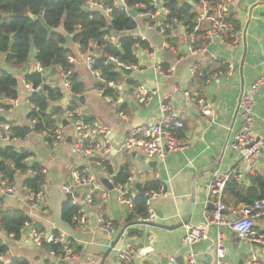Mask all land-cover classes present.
I'll list each match as a JSON object with an SVG mask.
<instances>
[{"label": "crops", "instance_id": "obj_1", "mask_svg": "<svg viewBox=\"0 0 264 264\" xmlns=\"http://www.w3.org/2000/svg\"><path fill=\"white\" fill-rule=\"evenodd\" d=\"M224 9L227 15L238 22L244 34L235 45L206 34L207 42L201 45L203 51L196 54L191 53V42L182 26H174L164 35L158 29L146 30L145 21L138 19L140 29L149 38L151 50L136 46L137 68L129 75L121 71L123 77L134 80L135 86L131 87L125 82L116 83L115 100L102 94V90L98 88L101 85L96 82L98 79L87 69L75 43L70 44L71 54L76 58V62L72 64L73 71L84 83V91L80 94L85 96V103L82 105L76 102L77 106L74 108L92 117L94 127L106 126L111 130L112 148L102 155L90 151L77 153L73 150L79 138L71 122L67 121L65 126L57 122L54 134L59 131L61 137L51 143L42 132L34 131L28 118L30 108L27 104L32 91L27 85L30 83L25 81V74L35 70V50L31 48L27 63L20 67L6 62L4 54L0 55V70L10 72L17 82V96L14 98L17 104L14 105L7 98L2 102L8 107H0V119L6 121L0 122V147L11 145L31 152L26 160L29 167L26 172L8 166L13 170L9 180L0 173V207L20 209L33 221L31 227L22 230L18 239H13L0 230V239L7 245L6 252L1 256L3 263L17 259L25 260L28 264H43L47 260L58 264L56 256H52L46 246L36 247L32 244V232L38 230L63 235L69 241L70 251L75 257L65 260L64 264H99L122 226L139 220H129L130 208L118 200V191L124 186L113 184L114 190L109 191L98 182L101 176L112 181V175L101 165L102 160L108 161L114 172L126 165L131 179L129 189L136 194L137 190L132 186L134 182H140L143 188L147 180H157L160 189L163 185L166 187L165 193L161 192L151 201V209L155 213L152 220L154 223L178 225L185 220L194 204L189 224L173 229L146 224L129 226L103 264H119L118 258L117 262L112 260V253L117 254L123 249L131 250L132 264H165L171 257H182L180 264H187L191 252L196 264H215L217 230L225 236V261L228 264H245L251 255L264 260V243L245 241L225 225L218 228L210 226L207 237L199 245L192 247L184 242L187 229L203 223L213 208L208 201L207 190V183L213 172L233 171L244 174V186L252 184L246 176L250 171L249 166H252L250 173L253 179L255 175L264 177V83L252 94V135L259 141L252 165L241 160L239 153L229 148L234 134L240 128L238 99L261 75L264 68V0H233ZM198 10H201V6ZM135 33L134 28L125 32L131 37ZM112 35L115 45H118L117 35ZM243 56L244 62L241 65ZM229 64L233 66V71L227 75L222 68ZM26 65L27 72L24 71ZM172 66L174 69L167 71ZM193 66L195 74L190 73ZM51 68L44 69L42 76L48 84L63 91V97L57 104L66 109L73 94L63 86L59 67L56 66L54 74L50 72ZM184 91L189 92L191 97L185 98ZM194 97L201 98L202 103L207 102V105L203 106L193 100ZM161 100L169 104V115L183 122V127L178 130V137L185 142L186 147L182 151H169L163 161L149 158L156 161L155 166L151 167L130 155L135 150L125 152L120 146L133 130L158 122L162 116L159 107ZM84 108L88 111L85 112ZM203 109H208L209 114H204ZM9 124L22 126L25 135L10 139ZM97 139L95 128H91L89 135H85L86 143ZM34 163L39 165L38 169L31 168ZM33 170L43 176V199L35 208L29 206L25 199L29 191L25 180L32 177ZM41 170L45 172L42 173ZM73 171L80 176L84 174L83 177L91 176L99 185L93 193V204L84 226L61 219V207L68 199L61 187L72 180ZM6 187H10V191ZM86 188H78L79 199L83 197ZM224 194L227 206L244 205L229 199L225 191ZM223 215L231 219L229 211L223 212ZM99 220L111 223L112 232L104 231ZM254 229L264 240L263 218L255 221Z\"/></svg>", "mask_w": 264, "mask_h": 264}, {"label": "trees", "instance_id": "obj_2", "mask_svg": "<svg viewBox=\"0 0 264 264\" xmlns=\"http://www.w3.org/2000/svg\"><path fill=\"white\" fill-rule=\"evenodd\" d=\"M88 0H0V55L4 54L5 61L18 67L27 63L31 48L35 50V61L39 63L42 69H49L56 62L64 72L68 73L70 82V93L80 94L84 91V83L73 71V65L67 61V55L72 53L71 43H78L82 51L89 50L97 53L93 57L92 68L101 73L105 82L114 83L125 82L131 87L135 86L134 80L130 77H123L122 72L118 71L113 64H104V57L114 56L119 61L126 64L136 65L138 54L135 47L151 50L147 42L136 40L126 35L127 30L135 28V20L128 17L122 10L112 6V0H102L112 10L109 17H106L101 11L87 10L84 6ZM168 13L165 15V21L171 23L176 19L183 25H187L190 31L196 21L200 10L202 0H159ZM210 5H216L220 0H205ZM127 6L135 7L137 4H144L146 8H151L150 0H125ZM45 25L37 19L41 14ZM234 29L240 26L232 16H225ZM110 26V28H109ZM172 27V25H171ZM200 28L196 32V39L192 42L193 47H201L207 42L206 32ZM169 30L166 31L168 34ZM109 34L117 35L118 45L112 44L105 37ZM70 37L68 40L67 37ZM227 40H231L227 38ZM227 67V66H226ZM226 68H222V70ZM224 70V71H225ZM25 81L30 83L33 88L39 87L37 91L30 92L28 101L34 105L29 110L28 118L34 120L33 130L37 132H46V140L52 142L55 129L57 128V118H59L64 109L57 102L63 97V91L59 87H53L45 81L42 74L36 70L25 74ZM17 82L15 77L6 70H0V107L5 106L3 99L15 98L17 96ZM102 94L115 100L117 90L103 83L98 86ZM41 91L45 98L40 94ZM77 103L69 99L68 107L74 108ZM86 122H92L93 118L83 114ZM1 123H6L0 119ZM9 137H23L24 128L18 125L9 124ZM178 130L175 134L178 136ZM1 134V128H0ZM31 156V152L25 149H16L11 145L0 147V173L3 178L8 180L12 174L7 171V167L14 170L26 172L29 168L26 160ZM101 165L105 171L112 175L114 185L124 186L129 182V171L126 165L120 167L116 172L113 171L108 161L102 160ZM31 168L38 169L39 165L34 163ZM84 174H81L83 176ZM43 182L42 174H36L25 180V186L29 190L37 191ZM160 183L157 180H147L143 184L144 193L158 191ZM225 193L228 198L236 203L250 205L255 200L264 197V177L255 175L254 182L247 186H239L235 180L226 183ZM225 194L223 196L224 199ZM1 201V200H0ZM79 205L72 204L66 199L61 207V219L68 223L77 224ZM129 220L144 218L147 214L145 198L143 196H134L132 198V207L129 211ZM29 217L20 209L3 208L0 210V230L13 239H18L22 230L25 228V222ZM55 255H62L61 244H45ZM7 250V245L0 239V256ZM12 264H28L25 260L13 259ZM0 264H4L0 261ZM43 264H54L51 260Z\"/></svg>", "mask_w": 264, "mask_h": 264}, {"label": "built area", "instance_id": "obj_3", "mask_svg": "<svg viewBox=\"0 0 264 264\" xmlns=\"http://www.w3.org/2000/svg\"><path fill=\"white\" fill-rule=\"evenodd\" d=\"M233 0H220L216 5H210L207 1L202 0L201 10L196 17V21L192 26L191 30H187V25H183L176 19L171 20V23L165 21V15L168 13V9L162 6L159 0H150L151 8H146L142 3L137 4L135 7L127 6L125 0H112V6L122 10L128 17L135 20V34L133 38L136 40L149 42V38L146 34L140 29L138 19L145 21L146 30H159L162 34L166 35V31L170 30L177 25H180L184 28L185 34L189 37L191 46L189 49L192 54L199 53L203 51L202 47H193L192 42L196 39V32L200 28H204L208 36H215L222 41H226L230 44H237L240 40V37L243 35V30L241 28L234 29L228 22L225 21L226 12L224 7L227 6ZM112 6H109L102 0H88L85 3V8L87 10H98L101 11L106 17L110 16ZM136 8L135 17H131L129 14V9ZM43 10H41V15ZM172 25V27H171ZM208 26V29H206ZM168 32V33H169ZM108 41L116 44L114 42L115 38L112 34H109L105 37ZM230 38L231 40H227ZM150 45V44H149ZM151 47V46H150ZM75 48L78 50L80 56L83 58L84 63L89 69V71L95 76L96 79L100 80L102 83H107L108 86L112 88H117V84L105 80L101 77V73L98 70L92 68L93 57L97 53H92L89 50L82 51L78 43H75ZM104 64H113L118 71L121 72V67L136 69L134 64H126L119 61L114 56H106L103 58ZM67 61L70 64L76 62V58L72 54L67 55ZM174 67H170L167 71L171 72ZM35 70L41 74L44 69L39 65L38 62L35 63ZM60 74L62 76L63 86L70 90V82L68 79V73L64 72L60 67ZM233 71V66L229 64L226 67L225 73L229 75ZM191 74H195L194 66L190 69ZM264 83V68L261 75L249 86V88L243 91L238 99V114L240 117V128L234 134L233 139L229 145V148L235 152H238L241 160H244L248 164L252 165L253 159L258 152L259 141L252 135V122H253V113H252V94L255 92L258 87ZM30 87L31 91H37L39 87L33 88L31 84H27ZM185 98H190L191 95L189 92L184 91ZM14 105L17 104V101L14 98H8ZM193 100H197L199 103H202L201 98L194 97ZM27 104L30 109L34 108V105L27 100ZM159 107L162 111V116L157 123L145 126L142 128H137L133 130L125 139L122 145L120 146L121 150H135L144 156L161 160L163 161L169 151H182L185 149L186 144L183 142L176 134L177 129L183 127V122L172 118L169 115L170 106L164 100H161ZM204 114H209L208 109H203ZM83 113L78 108H69L64 109L61 119H65L68 122H71L75 131L76 136L79 138V141L74 146V151L77 153L83 152H96L100 155L108 153L112 148L110 134V128L106 126L96 125L92 122H86L83 119ZM31 123L34 120H30ZM91 128H95L97 131L98 139L90 142H85V135H89ZM7 129V128H5ZM46 135L45 131H42ZM61 133L56 131L54 134L53 141L59 140ZM252 166H249L251 171ZM18 171V170H17ZM249 171V172H250ZM42 173L45 170H41ZM38 174L37 171H31V176ZM72 180L62 185V191L64 194L69 195V200L72 204L79 205L78 216H76L77 225L84 226L88 222V211L87 208H91L93 204V193L98 188V183L95 182V179L91 176H80L78 172H72ZM235 180L240 186L245 185V176L244 174L225 171V172H213L210 176V179L207 183V190L209 199L208 201L213 205V208L209 214L206 215L203 223L196 226H190L187 229V232L184 236V242L188 245H192L198 241H202L207 237V231L210 226H216L217 228L221 225H225L229 230L235 232L240 238L248 242H257L264 243V240L261 238L255 228V221L259 218L264 219V197L258 200H255L250 205H241L237 207H229L225 204L223 200L224 189L227 182ZM86 186L87 192H84L83 197L79 199L78 196L74 194L78 193V188ZM90 186L91 189H90ZM131 179L129 182L124 185V188H120L118 191V200L123 203L128 208L132 207V198L136 196V192L130 191ZM43 183L40 186V189L37 191L29 190L26 193L25 199L27 203L32 208L38 207L42 203L43 199ZM7 191H10V187L5 188ZM161 194V189L154 192L144 193L145 204L147 208V214L144 218H139L143 221H151L154 219V211L151 209V201L155 197ZM229 211L231 214V219L224 217L223 212ZM100 227L107 233L112 232L113 225L109 222H103L99 220ZM33 221L31 219L27 220L24 224L25 228L31 227ZM31 242L36 247L44 246L45 244H61L63 254L55 255V253L50 250L52 256H56V261H65L67 259L74 258L75 255L70 251V243L64 238L63 235L56 234L53 232H42L34 230L31 236ZM225 246V236L222 232L217 230L215 236V264H228L225 261L226 254ZM117 258L119 264H132L133 254L131 250L123 249L117 252ZM0 261L1 256H0ZM56 262V263H57ZM4 264H12L11 261H5ZM165 264H177L176 258L171 257ZM187 264H196V259L194 254L191 252L188 255ZM245 264H264V260L258 258L255 255H251Z\"/></svg>", "mask_w": 264, "mask_h": 264}, {"label": "water", "instance_id": "obj_4", "mask_svg": "<svg viewBox=\"0 0 264 264\" xmlns=\"http://www.w3.org/2000/svg\"><path fill=\"white\" fill-rule=\"evenodd\" d=\"M189 2L193 4L192 1L189 0ZM136 10H137L136 8H131V9H129V14H130L131 17H135V15H136ZM37 19L45 25V23L43 22V18H42V15H41V14H39V15L37 16ZM45 26H46V25H45ZM46 27H47V26H46ZM47 28H49V27H47ZM109 28H110V26H109ZM243 34H244V31H243ZM67 39L69 40L70 37L68 36ZM135 49H137V47H135ZM245 50H246V49L244 48V56H245ZM244 56H243V58H242V60H241V65H242L243 62H244ZM55 65H56V62L54 61V62H53V66H52L51 71H50L52 74H54V73L56 72V66H55ZM24 71H25V72L28 71V65H26V66L24 67ZM121 71H122L124 74L129 75V74L132 72V69L121 67ZM96 82H97V84H99V85H102V84H103L100 80H97ZM39 92H40V94L42 95V97L45 98L44 94H43L41 91H39ZM71 99H72L73 101H75V102H78V103L82 104V105L85 103V96H84L83 94H79V95H77V94H73V95H71ZM184 101H185V100H184ZM202 105H203V106H206V105H207V102H203ZM84 111L87 112L88 109H87V108H84ZM57 122H59V123L61 122L62 125H64V126L68 123L67 120H65V119H61V118H57ZM3 136H5V135L3 134ZM123 151L128 152V150H123ZM97 155H99V154H97ZM130 155H131L132 157H135V158L137 159V161H138V160H142L143 162L147 163V164H148L149 166H151V167H154L155 164H156V161H154V160H150L148 157L144 156L143 154H138L137 151H131V152H130ZM7 171H8L9 173H12L13 170H12L11 168L7 167ZM246 176L249 178L250 183H253L254 179H253V177H252V174H251L250 172H247V173H246ZM98 182H99L100 184H102L107 190H109V191H113V190H114V185H113L112 181H111L109 178H107V177H105V176H104V177L101 176V177L98 178ZM132 186H134V187L136 188V190H137V194H136V196H143L144 198L146 197V196L144 195V191H143V188H142V185H141L140 182H136V183L134 182V183H132ZM91 187H92V186H90V188H91ZM84 192H87V189H86ZM161 192H162V193H165V192H166V187H165L164 185H163V187L161 188ZM74 195L77 196L76 193H75ZM66 198H69V195H66ZM193 207H194V204L191 205L190 212H189V214L187 215V217L185 218V220H183V222L180 223V224H178V225H170V226H166V225H162V224L154 223L152 220H151V221L136 220V221H130V222L126 223L125 225L122 226V228L119 230V232L116 234V236L111 240V242H110V244H109V246H108L106 252H105L104 255L102 256V258H101L99 264H103V263H104V260H105L106 256H107L110 252H112V250L115 248V246H116L118 240L121 238V236L123 235L124 231H125L129 226L134 225V224H146V225L158 226V227H161V228H171V229H173V228H176L177 226H182V225H186V224H189V223H190V217H191V214H192V211H193ZM209 207H211V205H209ZM0 209H1V207H0ZM87 211H89V208H87ZM93 219H96V217L93 216ZM200 243H201V242L199 241V242H196V243L192 244L191 246L193 247V246H195L196 244L199 245ZM112 260H113L114 262H117V254H116V253H112ZM176 261H177L178 264L182 263V261H183V260H182V257L176 259ZM164 262H165V261H164ZM58 264H64V261H59Z\"/></svg>", "mask_w": 264, "mask_h": 264}, {"label": "bare ground", "instance_id": "obj_5", "mask_svg": "<svg viewBox=\"0 0 264 264\" xmlns=\"http://www.w3.org/2000/svg\"><path fill=\"white\" fill-rule=\"evenodd\" d=\"M224 196V195H223Z\"/></svg>", "mask_w": 264, "mask_h": 264}]
</instances>
